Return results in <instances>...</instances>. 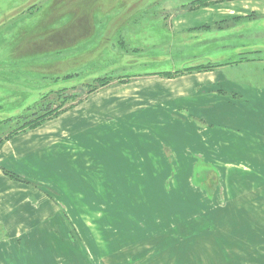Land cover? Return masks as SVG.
Here are the masks:
<instances>
[{"label":"rangeland","instance_id":"obj_1","mask_svg":"<svg viewBox=\"0 0 264 264\" xmlns=\"http://www.w3.org/2000/svg\"><path fill=\"white\" fill-rule=\"evenodd\" d=\"M205 1L0 0V146L46 142L21 161L31 176L9 158L0 170L19 184V218L36 232L43 211L56 219L59 249L98 251L96 264L106 249L129 251L114 264H264V48H250L264 46L251 20L264 6ZM201 10L206 27H188ZM106 98L130 107L106 120L115 155L74 136L88 123L58 129Z\"/></svg>","mask_w":264,"mask_h":264},{"label":"crops","instance_id":"obj_2","mask_svg":"<svg viewBox=\"0 0 264 264\" xmlns=\"http://www.w3.org/2000/svg\"><path fill=\"white\" fill-rule=\"evenodd\" d=\"M256 1H257V4H256L257 10L263 8L264 0H260V1L256 0ZM241 3L243 5V8L241 9V11L243 12L246 9L247 5H245L243 1H241ZM232 13L233 12H231V14ZM242 16H247V15L245 14ZM259 16H262V17H259ZM208 17H209V13L207 14L204 13V10H201L198 14L197 12L193 13L191 14V17L188 18L187 26L188 27L202 26V25L206 26L207 23H204V22L207 21ZM251 20L263 21L262 24L264 25V13L257 12L256 15L252 17ZM216 21L217 20H214V21L210 20L211 23L213 22L215 23ZM174 26H176V24H174ZM179 31H183V28L181 26H179ZM250 48L260 49V48H264V46L257 45L254 47L251 46ZM250 50L253 51L254 53L259 52V50L257 49L256 50L250 49ZM109 95L107 96V98L110 97ZM107 98L104 101L103 100L99 101L98 104H93V101H91L90 106L83 109V114L76 115L73 120H70L69 123H67L66 120L69 119L70 116L69 115L66 116L63 120L59 121L58 129H66L69 126L78 128L79 125L88 123L89 124L88 127L81 128L78 132L74 134V136L91 138L90 140L85 141V143H90V144L92 143L93 145H97L98 148H99V145L106 144L110 148V150L105 148L104 151L108 150L110 151V153L115 155L116 134H114V129L112 127H109L111 122H107L106 120H108L109 116L115 117L116 115H121L122 117V115L124 114L123 117H126V114L124 112L127 110H130V107H123V110L117 107V109L115 108L116 110L115 109L111 110V107L106 104V101H108ZM211 102L212 100L204 99L203 106H210L209 104H211ZM262 103L264 104L263 100H262ZM193 104L199 105V102L196 101ZM188 107H190V104H188ZM256 108L259 111V109L263 107H261L258 104L256 106L252 105L249 112L253 114ZM40 133L42 132L41 131L30 132V133H27L21 137H18L16 139H13L1 145L0 146V163H4V161L9 158V161L11 162V164L14 165L13 160H15V165H17V167L18 165H22L25 167L21 170V173L29 175L28 173L24 172V171H27L28 169L27 165H25L24 163L22 164L21 161H25L26 163L30 162V157L32 156L34 157V154L37 151L44 149V146L46 143L45 137L43 136L42 138H40ZM221 134L223 135V132H221L220 130V136ZM63 140L64 141H58V143L59 144L61 143L62 145L66 146L67 139H63ZM101 158L102 157L99 158L100 159L99 162H104V159H101ZM95 162H94V165H95L94 167L95 168L98 167L100 171H104L106 169L108 170L109 168L114 167L113 164L107 163V164L100 165L99 162L97 163V160ZM64 166L66 167V164ZM94 167L89 168V169L94 170L95 169ZM84 168L86 167H82L81 170H83ZM14 171L16 170L14 169ZM75 175H77V171ZM110 187L111 188L106 189V191L108 192L107 200H106L107 202L111 200L110 193H111V189L113 188V185H111ZM33 193H35L34 190H33ZM37 196L39 200H42V197L39 193L37 194ZM18 197H19L18 182L13 181L10 178L4 176V174L0 170V264H96L95 262H97L100 257V254L98 253V251L94 252V254H89L91 253L90 251H87V250L84 251L82 249H73V250L65 249V248L59 249L57 246V243H52L51 228L49 227V223H50L49 221L53 220L56 223V219L49 217L47 215L45 216V211L41 213L42 216H39V220L41 222L40 226L43 232L35 231V228H34L35 219L34 218H31L29 216L25 218H19L18 207L14 205V204H18ZM38 204H41L42 207L47 210L49 209V206H48L49 203L46 201V199H44L42 203L38 202ZM112 204H115V202H113ZM48 215H50L49 211H48ZM59 215H60V218H62L60 213ZM25 225H30L32 227H30V229H25L22 227ZM200 226H201V223H200ZM3 228H5L4 232L2 231ZM57 230L60 231V229H57ZM63 230L64 229H62V231ZM60 233L61 234L59 236H62L63 235L62 232ZM62 240L66 242L64 236H62ZM106 242L108 243V235L106 237ZM62 244L65 245V243L63 242ZM111 247L114 248V243L111 245ZM105 253H106V260L102 261L104 262L103 264H109V263L114 264V262L116 263L120 261V259L118 258L121 257V260H123L125 257H128L130 255L128 250H121L118 253H122V254L117 255V257L115 256V252H113L112 256L116 259L113 260V257H112V259L108 260L109 256L107 253V249ZM148 256L150 255H147L144 258V264L148 260H150V257ZM93 257L94 259H90ZM154 258L155 256L153 255L151 259H154ZM67 259H70V260L68 261ZM84 259H86V261H84Z\"/></svg>","mask_w":264,"mask_h":264},{"label":"trees","instance_id":"obj_3","mask_svg":"<svg viewBox=\"0 0 264 264\" xmlns=\"http://www.w3.org/2000/svg\"><path fill=\"white\" fill-rule=\"evenodd\" d=\"M212 2H213V0H206V1H205V4H204L203 2H202V3L200 2L199 4L204 6V5H207V4L212 3ZM196 7L199 8V6H196ZM198 8H197V9H198ZM201 8H202V7H201ZM204 27H206V26H204Z\"/></svg>","mask_w":264,"mask_h":264},{"label":"water","instance_id":"obj_4","mask_svg":"<svg viewBox=\"0 0 264 264\" xmlns=\"http://www.w3.org/2000/svg\"><path fill=\"white\" fill-rule=\"evenodd\" d=\"M172 177H173V176H171V177L169 178V180H168V181H170V180L172 179Z\"/></svg>","mask_w":264,"mask_h":264}]
</instances>
